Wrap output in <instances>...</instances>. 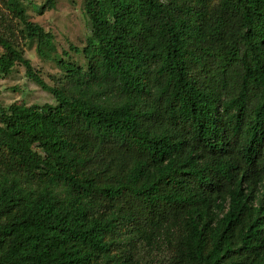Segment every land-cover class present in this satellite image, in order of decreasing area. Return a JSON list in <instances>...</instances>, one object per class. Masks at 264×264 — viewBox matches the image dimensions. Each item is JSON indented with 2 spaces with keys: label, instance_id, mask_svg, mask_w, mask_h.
<instances>
[{
  "label": "trees",
  "instance_id": "obj_1",
  "mask_svg": "<svg viewBox=\"0 0 264 264\" xmlns=\"http://www.w3.org/2000/svg\"><path fill=\"white\" fill-rule=\"evenodd\" d=\"M8 1L60 77L0 33L55 101L0 105V264H264V0H86L83 66Z\"/></svg>",
  "mask_w": 264,
  "mask_h": 264
},
{
  "label": "rangeland",
  "instance_id": "obj_2",
  "mask_svg": "<svg viewBox=\"0 0 264 264\" xmlns=\"http://www.w3.org/2000/svg\"><path fill=\"white\" fill-rule=\"evenodd\" d=\"M23 7L27 20L39 25L54 37L56 52H69L68 45L81 49L90 36V26L85 14L86 0H54V8H47V0H18ZM218 0H212L213 6ZM23 26L19 19L10 11L9 1L0 0V33L12 35V40L19 47L23 56L28 59L33 69L49 86L57 85L60 71L52 61L38 57L36 45L22 34ZM69 59L77 65H84L82 57L69 52ZM25 106L55 104L51 94L43 91L25 76L22 66H15L9 76H0V105L8 107L11 104ZM153 262V263H152ZM157 262V263H156ZM161 262V263H160ZM141 264H165L164 257L155 256L143 251Z\"/></svg>",
  "mask_w": 264,
  "mask_h": 264
}]
</instances>
